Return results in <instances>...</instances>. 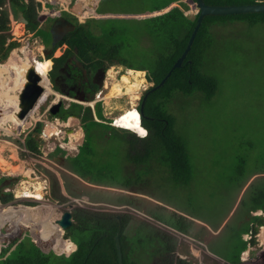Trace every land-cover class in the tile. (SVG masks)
<instances>
[{
    "label": "rangeland",
    "instance_id": "rangeland-1",
    "mask_svg": "<svg viewBox=\"0 0 264 264\" xmlns=\"http://www.w3.org/2000/svg\"><path fill=\"white\" fill-rule=\"evenodd\" d=\"M172 1L175 0H64L60 4L49 6L51 4L47 0H33L34 4L38 5V23L41 28H45L43 25L46 23L44 22L45 18L46 20L51 19L49 14L55 15L53 11L57 12L63 9L68 11L63 12L64 16L77 22V29L72 31L65 40L69 46H72L70 40L81 39V35L87 31L86 29H90L92 35L98 36L103 27L107 29L116 27L120 31L119 37L123 41L127 40V45H130L122 50L126 61L133 65L150 68L158 67L162 60H166L163 57L162 47L169 44L165 39L169 38V35L164 31L157 36L150 34L145 31L146 25L141 21L165 14L176 7H179L184 15L191 20H194L199 12L191 0H181L160 12L150 13ZM31 2L32 0H29V4ZM3 8L9 10L6 6ZM97 11L103 12L105 15H99ZM6 15L7 12H3V17H7ZM15 20L10 19V25L8 22V24L6 23L7 27L6 25L2 29L0 27V36L7 37L6 44L14 41L18 43L9 57L11 58L15 53L17 60L24 59L25 54L32 58L35 57L37 60L47 59H43L47 56L41 49V40L49 44L48 32L38 31L39 38L31 36L29 30L24 34L22 27ZM93 20L98 21L94 23ZM114 23L115 25H111ZM159 23L158 21L157 24ZM80 28L84 32L79 34L78 29ZM210 32L216 36V39H213L214 42L212 44L203 43L196 50L199 53L207 54L201 72L213 79L214 84L211 89L216 93L215 96L206 99L204 95L196 93V95H187V100H184L181 95H178L169 107L171 114L176 116L175 133H181L187 138L192 164L194 169L200 171V175L195 177V184L199 186L197 194H193L190 199L187 192H176L169 184L171 180L167 177V171L160 166L153 168L152 178L144 176L145 178L142 179L137 176L142 165L138 166L133 163L131 156L138 153L139 147L137 144L130 145L122 139V136H127L130 133L139 139L146 137L137 135L128 129L126 130L129 133L122 132L121 130L125 129L122 127L118 132H114L119 136L114 135L111 131H105L98 139L96 132L88 134L90 137L89 152L85 154L79 167L80 173L88 178L83 180L88 188H106V190L119 194L136 196L145 200L148 206L160 204L177 213H182L184 216H190L187 217L188 222L184 223L183 230L158 223L141 209L133 206L90 205L85 197L74 198L77 200L64 197L65 191L61 188L63 185L61 176L63 174L67 176L65 178L72 176V169H69L68 163L65 162L67 170L65 172L60 164L62 160L60 163L57 162L60 155L53 156L47 144L44 145L48 149L40 144V150L37 153L29 150L26 145L29 129L24 132V128L16 127L9 113L12 109L11 105L14 104V100L10 99L17 94L14 86L17 72L12 67L6 71L7 63L5 62L9 59L4 62L5 64H0V75H2L0 79V198L8 199L9 195H12V198L6 203L0 201V211L4 212L12 207H24L31 204V207H43V209L55 205V213H62L70 208H84L113 214H130L140 220L155 224L174 238L176 242L174 252L161 253L154 257H151L152 254L144 256L139 264H264V243L261 240L264 236V230H262L264 228V191L248 201L252 193L251 187H257L258 182L264 180V23L250 25L248 22L229 21L226 24L213 26ZM91 42H94L91 38L85 39V47ZM156 44L157 46H155ZM60 53L56 49L51 57L56 58V55L58 56ZM81 55L87 54L82 53ZM81 55H78L79 59L83 58ZM88 56L94 59L93 53L88 52ZM109 66L103 86L96 89V102L100 104L103 115V119H99L100 122L106 124H111L113 119L118 120L121 117L133 115L140 106L141 98L148 95V92L145 94V91L160 87H154V84L147 80L148 71L129 70L122 64ZM32 67L40 68L41 66L34 64ZM53 70L57 69H54L53 66L46 79L51 80V71ZM40 73L46 75L47 71ZM46 89H48L49 95L39 103L40 106L36 107L37 110L35 109L33 113L34 118H41L51 105L59 102H55L56 97L52 94L59 89L53 88L48 80ZM69 103L70 100L69 102L65 101L64 108L68 107ZM48 118L50 119L49 124H54L62 131L60 137L55 139V143L51 146L66 144L67 153L75 156L77 149L85 139L81 137L79 141H76L66 128H80L79 119L70 117L73 122L69 123L71 119L67 120L69 123L67 126L68 123L65 122V125L60 116ZM240 120H242L243 126H241ZM33 122L35 124L37 120H33ZM113 124L112 121L111 125L114 126L115 124ZM26 127L28 128V125ZM114 127L120 129L116 125ZM83 131L86 132L84 128ZM70 132H82V130ZM242 145L245 149H242ZM234 155L242 156L244 168L240 172L238 180L237 176L232 177L231 184L228 173L235 171L238 166V162L232 160ZM218 160L223 163H219ZM222 165L223 170L220 169ZM132 172L134 174L130 176L129 173ZM42 176L48 177L50 186L49 183L43 184ZM126 176L129 178L127 177L125 182L123 179ZM37 181L42 186L34 184ZM52 181L55 184L54 190ZM68 181L73 184L77 183L71 178H68ZM56 182H59L60 190L62 189L59 196L67 199V201L62 200L61 204L53 196L57 189ZM130 182L131 185L134 184V186L128 187L131 191L116 190L117 187H127ZM80 184L77 183L74 187L76 191L83 190L82 182ZM32 185H35V190L42 194V201H36V199L25 201L23 199L22 193H26V189L30 191L27 193H32L34 190ZM239 185L242 186L241 189ZM164 190L169 193L165 194ZM138 192L140 194H136ZM175 195L179 196L176 201H174ZM221 200L223 201L221 202ZM113 201L116 200L113 198ZM175 205H178L177 207L183 212L174 209ZM48 215H50L49 212ZM214 215L217 217L211 218ZM221 215L222 218L226 215L229 219L231 223L229 230L226 234H221L217 228L212 234V229L205 221L209 219L218 221V216ZM51 218L52 213L49 219ZM22 221L24 222V220ZM37 222H41L44 228L47 226L46 232L51 229L50 220H45V216H42ZM35 223L36 221L29 225L32 229L35 227L38 230ZM23 225L15 221L12 222L10 217L0 220V227H2L0 249L1 247L5 248L11 254L26 248V241L31 238L37 246L43 248L44 252L50 251L44 243L42 245L39 243V241H45L46 238L42 227L40 229L43 232H40L39 235L41 238L37 239L30 235L28 229H23V232ZM226 226L225 224V229ZM53 231L54 229L49 233L48 241ZM131 234L133 235L134 231ZM61 238H64L63 235L60 236ZM141 250L144 252V249L141 248ZM142 251H136L134 257H137V254L143 256L145 252ZM0 258H5V256Z\"/></svg>",
    "mask_w": 264,
    "mask_h": 264
},
{
    "label": "trees",
    "instance_id": "trees-1",
    "mask_svg": "<svg viewBox=\"0 0 264 264\" xmlns=\"http://www.w3.org/2000/svg\"><path fill=\"white\" fill-rule=\"evenodd\" d=\"M4 1L5 0H0V4ZM179 1L181 0L172 1L166 6L156 10L160 11L172 3H177ZM256 1L257 0H203L205 4L210 6L252 5L256 4ZM11 4L14 10L20 9L23 11L25 17L29 19L32 28L36 26L34 24L36 23L37 16L33 0L30 6L25 5L24 0H11ZM98 13L103 14V12ZM197 19L198 15L194 20H191L184 15L179 7H176L166 14L151 18L150 20L141 21L146 25V32L157 36L160 32L164 31L169 35V38H165L169 44L162 47L164 51L163 57L166 60H162L158 67L152 66V68L143 65H133L126 61L122 55V50L130 45H127V40L123 41V39L119 37L118 34L120 31L116 27H111L110 29L101 27V34L98 36L92 35L90 29H86L87 31L85 34L81 35V39L75 38L70 40L72 47L77 48L80 55L82 53L87 54L81 56L85 62L89 63L92 69L98 67L107 69V67H110L109 65L122 64L128 67V69L148 71L147 80L153 83L154 87L159 86L171 70L170 75L163 85L154 89L150 88L148 95H146V100L143 103L142 126L148 131V136L144 139H139L136 138L134 134H130L126 130H121L122 132L129 133L127 136L123 135L122 139L127 141L130 145L137 144L139 147L137 150L138 153L131 156V161L133 163H136L138 166L142 165L138 170L139 174L137 176L142 179L145 177L152 178L153 168L160 166L167 171V177L171 180L169 182L170 186L175 189L176 192H187L189 198L192 197L193 194H197L199 186L195 184V177L197 178V176L200 175V171L194 169L192 164V156L188 148L187 138L181 133H175L176 116L171 114L169 107L178 95H181L184 100H187V95H196V93L204 95L206 99H211L215 96L216 93L211 89L214 84L213 79L201 72L203 62L205 61V55L207 54L204 52L199 53L198 50H196L199 48V45L203 43L212 44L214 42L213 39H216V36L214 33L210 32V29L217 24H226L229 21L248 22L250 25L255 23L261 24L264 23V12L223 16L207 15L197 32L192 49L183 61L182 66L173 69L175 62L181 57L188 45ZM158 21L160 22L159 24H157ZM92 22L96 23L97 21L93 20ZM6 23V17H0L1 29L5 27ZM111 25H115V23ZM80 32L84 31L80 28L78 29V33L80 34ZM151 37L153 36L151 35ZM89 38L94 42H91L92 44L90 43L85 47L84 40ZM5 42L6 36H0V62L4 61L8 57L10 51L15 49L18 45L16 42H11L6 45ZM155 46H157V44ZM88 52L93 53L94 59L88 56ZM157 56L158 50L155 57L157 58ZM51 65L52 61L49 64L50 68H48V66V69L42 70L41 72H49ZM42 75L45 77L44 74ZM142 101L143 98L141 99L140 106ZM140 106L138 108L139 111L141 110ZM82 113V125L86 130V141L81 148L80 155L76 159L70 160L71 166H69V168L80 178L85 179L86 176L80 173L79 167L85 154L89 151L88 142L90 137L88 134L96 132V137L101 138V135H103L105 131H111L114 135H118V133H114L118 132V129L110 126L109 123L106 124L95 121L89 108L84 109L82 106L78 105H73L67 110L63 109L61 117L66 119L70 115L81 116ZM97 116L98 119H103L100 104H97ZM188 116L190 115L188 114ZM241 121L242 120H240V124ZM114 124L118 127L131 130L140 136H145L147 132L140 125L138 111L133 115L114 120ZM241 126L243 125L241 124ZM40 130L41 125H39L34 132L38 134ZM141 130L144 133L143 135L141 134ZM248 144L250 145L251 143L249 142ZM26 145L33 153L39 152V141L36 138L29 136L26 139ZM242 149H245L243 145ZM222 160H225V158H222ZM232 160L237 161L238 166L235 171L228 173L231 184L233 181L232 177L237 176L236 179L238 180V176L244 168V161L241 155H234ZM218 162L223 163L220 160H218ZM220 169L223 170V165L220 166ZM133 174V172L129 173L130 176ZM65 177H67L66 174H63L64 188L69 197L81 198L84 195H88L92 202H98L97 198H99L100 201L109 202V204L117 207L124 205L133 206L141 209L154 221L162 223L165 226H171L177 230H183L184 223L186 224L188 222L187 218L183 216L182 213H177L172 209L170 210L169 207L160 204L148 206L145 200L136 196L119 194L118 192L110 190H106L102 193V190L90 188L89 190L84 187L83 184L81 186L83 190L76 191L74 187L77 183L81 185L80 182L71 178L73 181L77 182L73 184V182L68 181L70 177ZM127 177L128 176L123 179L125 182ZM131 186H134V184L132 183L131 185L130 182L127 187H117L118 189L116 190L131 191L128 189V187ZM241 188L242 186H240V189ZM250 191L252 193L248 201L254 199L264 191V180H260L257 187L252 186ZM163 192L165 194L169 193L167 190ZM55 197L61 201H67L64 197ZM175 197L174 201H176L179 196L175 195ZM10 198H12V195H9L8 199L1 198V200L6 203ZM113 198L116 201H113ZM222 201L223 200H221V202ZM177 206L178 205H175L174 209H179ZM180 212L183 211L180 210ZM72 213L74 224L67 234L76 244L77 250L70 256H57L53 252L45 254L34 244L27 241L28 246L26 248L14 251L5 259H0V264H119L116 238L121 246L123 264H139L142 260L141 258H144V256L152 254L151 257H154L155 255L157 256L166 252L170 254L176 249V242L171 235L163 232L155 224L140 220L130 214H113L84 208H74ZM16 215L17 213L12 212L11 209L6 211V219L15 217ZM18 216L22 217L21 214H18ZM229 225H227L224 234L229 230ZM132 231H134L133 235L131 234ZM141 248L144 249L145 253ZM0 250V257L8 254L7 249L1 247ZM136 251H142L144 253L143 256L137 254V257H134Z\"/></svg>",
    "mask_w": 264,
    "mask_h": 264
},
{
    "label": "crops",
    "instance_id": "crops-1",
    "mask_svg": "<svg viewBox=\"0 0 264 264\" xmlns=\"http://www.w3.org/2000/svg\"><path fill=\"white\" fill-rule=\"evenodd\" d=\"M38 1H43V0H38ZM51 5H49V6H55V5H57V4H60L61 2H63L64 0H47ZM24 4L25 5H27V6H30V4H29V0H24ZM172 4H175V3H172ZM171 4V5H172ZM2 5H4L3 7H7L9 10L7 11V10H4V8L2 7ZM170 6V5H169ZM168 6V7H169ZM35 11H36V16H37V18H36V23L34 24V25H36L34 28H32L31 27V23H30V21H29V19L27 18V17H25V14L23 13V11L22 10H20V9H16V10H14L13 9V7H12V4H11V0H5L4 2H2L1 4H0V17H3V12H7V17H6V19H7V24H8V22H9V25H10V19H12V21H14L15 19H17L18 21H16L17 22V24H19V26H21L22 27V32L25 34V33H27L28 32V30L29 31H31V33H30V35L31 36H37V32L38 31H47L48 32V35L50 36V41H49V44H46V43H44L41 39V42H42V45H41V49L43 50V54L45 55V56H47V57H43V59L44 58H47L46 59V61H41V60H37V58H36V60L38 61V62H36L35 64L36 65H40L41 66V68H37V69H34L32 66H31V68H33L34 70H37L38 72L39 71H41V70H45V69H47V67L49 66V64L51 63V61L50 60H48V59H52V61L54 62V64H53V66H54V69L56 68H58V66L59 65H61V64H63L64 62H61V63H59V59H62L63 57L65 58L66 56H70L71 54H72V52L73 51H68V52H66L65 53V55L64 56H61V53L62 52H64V50L62 49L63 47H61V45L60 44H63V43H65V40L66 39H64V40H62L61 38V40L63 41H61L60 39H55V41H53V37H55V35H56V33H58V31L61 29V28H63L64 27V24H62L60 21H58V19H60V18H64V19H66V20H70V18H68V17H66V16H64L63 15V12L64 11H66V12H68L67 10H65V9H63V10H59V11H53L54 13H55V15H52V14H49L50 16L49 17H51V19L50 18H48L47 20H46V18H45V20H44V22H46V23H42L44 26H45V28L43 29V28H41V26L39 25V23H38V13H37V9H38V5L36 4L35 6ZM44 9H45V7H43ZM83 8H85V7H83ZM46 13H48V12H46ZM45 13V14H46ZM97 13H98V11H97ZM86 14V13H85ZM99 15H105V14H100V13H98ZM9 15H11L10 16V18H9ZM47 15V14H46ZM107 15H110V14H107ZM50 19V20H49ZM96 21H98V20H96ZM41 24V25H42ZM40 26V27H39ZM6 27H7V25H6ZM10 27V26H9ZM72 29V30H75L74 28V26H69V28L68 29ZM27 31V32H26ZM7 38V37H6ZM37 38H39L38 36H37ZM53 41V44H51V42ZM15 42V41H14ZM61 42V43H60ZM11 43V42H10ZM17 43V42H16ZM18 44V43H17ZM67 44V43H66ZM6 45H8V44H6ZM71 48L73 49L74 47H72L71 46ZM40 49V50H41ZM58 50V51H60L61 53H60V55H56V58L55 57H51V55H52V53L55 51V50ZM76 50L75 51H77L78 52V55H79V51H78V49L77 48H75ZM41 50V51H42ZM62 50V51H61ZM12 51H10V53H11ZM10 53H9V55H10ZM42 53V52H41ZM47 54V55H46ZM9 55H8V57L4 60V61H2V62H0V64H5V63H7L6 65H7V70L6 71H9V68H11L12 67V65H10L9 64ZM35 56V55H34ZM54 58H55V60H54ZM6 60H8V61H6ZM6 61V62H5ZM57 61V62H56ZM5 62V63H4ZM18 65V64H17ZM52 66V67H53ZM108 68H110V67H107V69H104L105 70V74H106V71L108 70ZM52 69V68H51ZM129 70H133V69H129ZM135 71H137V70H135ZM105 74H104V78H105ZM2 75H0V79L2 78L1 77ZM15 80H16V83L14 84V86L16 87V92H17V94H15L14 95V98H15V106H14V108L11 106V110L10 111H12V115L14 116V118H13V122H14V124L16 125V127H19V129H25L24 130V132L25 131H27L28 129V135L26 136V138H28L29 136H32V137H34V138H36L37 137V133H35L34 132V130L39 126V125H41L42 124V122L43 121H45V122H49V118L48 117H51V116H60V118H62L61 117V112H62V110L64 109V110H67L68 108H69V106L68 107H66V108H64V106H63V104L61 105V107L59 108V110H58V112L56 113V114H52L50 111L51 110H48V111H46V113L41 117V118H34V116H33V113H34V111H35V109H36V107L39 105V103L43 100V97L45 96V97H47V95H49V91H48V89H46V95L44 94L43 96H42V98L40 99L41 101H39V102H37L36 103V105H35V107H34V109L27 115V117L24 119V120H18L17 118H16V116H15V110H16V108H17V96L20 94V92H21V86H22V82H21V80L17 77V76H15ZM46 80V79H45ZM47 82V81H46ZM18 85V86H17ZM44 88H46L45 86H44ZM18 90V91H17ZM60 96H57V98H56V101L55 102H57L58 101V98H59ZM56 104V103H55ZM48 112H49V114H48ZM48 114V115H47ZM11 115V114H10ZM45 116H48V117H45ZM103 116V115H102ZM94 117H98L97 116V111L95 112V114H94ZM33 120H37V122H35V124H36V126H34L35 124H34V122H33ZM73 122V120L71 119V120H69V123H72ZM82 122V121H81ZM67 123H68V121H67ZM69 123H68V125L67 126H69ZM28 125V128L26 127ZM66 125V124H65ZM81 126L83 127V125H82V123H81ZM27 128V129H26ZM81 128V127H80ZM84 128V127H83ZM81 130H82V128H81ZM70 131H72V129H70ZM70 133H72V135L71 136H73L74 138H75V140L76 141H79L80 139H81V137H83V139L85 138V133L83 132V130H82V132H70ZM81 134H82V136H81ZM40 144L41 145H43L45 148H47L46 147V145H44V144H47V146L49 147V150H50V152H52L53 153V156H57V155H60L59 157H62V158H66V160L65 161H62L61 163L63 164V168H64V171L65 172H67V170H66V168H65V166H66V164H65V162L66 163H68V165L69 166H71V162H70V160H72V159H76L79 155H80V153L78 154V152H79V149H77V154L75 155V156H71L70 154H62V152L61 151H59V150H53V149H51V142H45V141H43V142H40L39 141V149H40ZM48 149V148H47ZM89 152V151H88ZM58 157V158H59ZM70 169V168H69ZM32 173H34L33 171H32ZM69 173V172H68ZM57 174H59V173H57ZM70 174V173H69ZM71 175L72 176H68V177H70V178H76V179H78L79 181H81L82 182V184H84V187H86V188H88V186H86V184H85V182L83 181V180H85V179H87V177H85V179H82V178H80L78 175H76L75 173H73V171H71ZM25 178H27V177H25ZM61 178H62V176H61ZM28 179V178H27ZM75 179V180H76ZM62 180H63V178H62ZM57 181V180H56ZM27 182V181H26ZM42 182H43V184L44 183H49V186L51 185L50 184V180L48 179V178H45V177H42ZM80 182V183H81ZM40 182L39 181H37V182H35L34 184H36L37 186L38 185H41V183L39 184ZM31 184V183H30ZM33 184V183H32ZM61 185V184H60ZM32 186H34V190L32 191L33 193H36L37 191L35 190V185H32ZM42 186V185H41ZM52 186H53V190H54V187H55V184L53 183V181H52ZM56 187H57V189H56V193H53V196H54V198L56 199V201L59 203V204H61V200H59L58 198H56L55 196H59V192H61V190H60V186H59V182H56ZM61 188H63V190L65 191V188H64V180H63V185H62V187ZM89 189V188H88ZM90 189H95V190H102V193L104 192V191H106V188L105 189H102V188H90ZM26 191L27 192H30L29 191V189H26ZM25 193V192H23L22 194H23V196L26 194H28V195H30L29 193ZM54 192V191H53ZM62 193V192H61ZM64 193V192H63ZM136 194H140V193H136ZM59 197H63V196H59ZM64 197H67V198H72V197H69L68 195H67V193H66V191H65V194H64ZM83 197H85V199L88 201V203L90 204V205H97V204H103V205H105V204H107V205H109V206H115V205H112V204H109V202H107V203H104L103 201H100V199L99 198H97L98 200V202H92L91 200H90V197L88 196V195H84ZM82 197V198H83ZM73 200H77V199H74L73 198ZM0 201H1V198H0ZM37 201V200H36ZM52 204V203H51ZM62 204H65V203H62ZM20 207H22V206H20ZM54 207H56L55 205H50V207H46L45 209H42L43 207H40L42 210H41V214H42V216H45V220H49V216H48V212L51 214L52 213V218H51V220L52 221H50V227H56L57 229H58V234L56 235V237H54L53 238V240H51V241H48V238H49V233L51 232V230H52V228L50 229V230H47V232H46V229L43 227V225H42V223L40 222H37L36 221V226L38 227V230H36V229H32L31 228V226L29 225L31 222H29V221H27V220H25V219H22V218H24V217H19L18 216V214L15 216V217H10V220L12 221V222H16V223H18V224H25V225H23V228H22V231H23V229H28L29 230V232H30V235H32V236H34V237H36L37 239H40L41 237L39 236L40 235V232H43L40 228L42 227L43 229H44V232H45V235L44 236H46V238H45V241L44 240H42V242L41 241H39V243H41L40 245H42V243H44L46 246H48V249H50V251H55L54 250V245L56 244V242H57V239H60V236H62L63 235V239L61 238V240L62 241H68V242H70L71 244H73V246L75 247V249H73V251L72 252H70V253H66V252H64V251H62L61 253H56V251L55 252H53L55 255H57V256H62V255H64V256H70L72 253H74V251L75 250H77V246H76V244L71 240V238L70 237H68V231L71 229H69V230H67V231H64L56 222L59 220V219H61L62 218V216H63V214L64 213H66V212H70L71 214H72V226H73V224H74V219H73V213H72V210L74 209V208H70L69 210H64V211H62V213L60 212V213H55L54 211H55V208ZM62 207V206H61ZM13 208H16V207H12V209ZM23 208H34V207H29V206H24ZM36 208V207H35ZM48 208H50V209H48ZM10 209V208H9ZM17 217V218H16ZM212 217H217V216H211V218ZM219 217V219H218V221H214V220H212V219H209L208 221H205V222H207V224H209V227L212 229V231H213V233L212 234H214L215 233V231H216V229L218 228L219 230H220V232H221V234H224L225 233V224L226 225H229L230 224V222H229V219H227V217L225 216L224 218H222V215L221 216H218ZM22 220H24V222H28L27 224L26 223H24ZM153 220V219H152ZM33 222H35V221H33ZM71 226V227H72ZM36 227V228H37ZM227 227V226H226ZM35 228V227H34ZM24 232V231H23ZM27 241H29V242H31L32 244H34L36 247H38L43 253H45V254H48V253H50V251H48V252H44V250H43V248H40L39 246H37V244L36 243H34L32 240H31V238H28L27 239ZM26 241V242H27ZM44 241V242H43ZM28 242V243H29ZM49 242H50V244H49ZM28 246V245H27ZM9 255V252H8V254L7 255H5V258L7 257ZM5 258H2V259H5Z\"/></svg>",
    "mask_w": 264,
    "mask_h": 264
},
{
    "label": "water",
    "instance_id": "water-1",
    "mask_svg": "<svg viewBox=\"0 0 264 264\" xmlns=\"http://www.w3.org/2000/svg\"><path fill=\"white\" fill-rule=\"evenodd\" d=\"M195 3L199 9V17L197 20V24L191 34L187 48L185 49L182 56L175 62L173 69L182 66L183 61L186 59L189 51L191 50L192 44L203 22V19L207 15L223 16V15H236V14H243V13L264 12V2H261V1H258L257 4L237 5V6H210V5L205 4L203 0H195ZM169 75L170 73L165 77V79L160 83L159 86L165 83ZM41 82H42V77L35 70L31 68L26 70L23 76V79H22L21 92L17 96V108L15 110V116L18 120H24L27 117V115L34 109L36 103L42 98L43 94L45 93V88L42 86ZM144 100H143V103H144ZM143 103L141 106V112L143 109ZM60 106L61 104H57L53 106L50 112L52 114H56ZM56 223L64 231L69 230L73 223L72 214L70 212L64 213L62 218L59 219ZM116 241H117L119 264H123L121 246L117 238H116Z\"/></svg>",
    "mask_w": 264,
    "mask_h": 264
},
{
    "label": "flooded vegetation",
    "instance_id": "flooded-vegetation-1",
    "mask_svg": "<svg viewBox=\"0 0 264 264\" xmlns=\"http://www.w3.org/2000/svg\"><path fill=\"white\" fill-rule=\"evenodd\" d=\"M58 21L64 24V27L56 33L53 41L60 38L62 40L66 39L74 31L71 28L68 29L69 26L74 25V29L76 30L78 25L77 22L64 18H60ZM60 45L64 50L61 56H64L68 51L73 52L70 56L59 59V63H64L59 65L56 71H51L53 87L58 88L62 93L74 100L88 101L93 98L96 99V89L103 86L105 70L100 67L92 69L89 63L85 62L82 58L79 59L78 52L75 51L76 49L73 50L66 43Z\"/></svg>",
    "mask_w": 264,
    "mask_h": 264
},
{
    "label": "clouds",
    "instance_id": "clouds-1",
    "mask_svg": "<svg viewBox=\"0 0 264 264\" xmlns=\"http://www.w3.org/2000/svg\"><path fill=\"white\" fill-rule=\"evenodd\" d=\"M180 2V1H179ZM192 3H193V5H195L196 7H197V5H196V3H195V0H193V1H191ZM257 2H258V0L256 1V4H257ZM261 2H264V1H262L261 0ZM166 8H168V7H166ZM166 8H164V9H166ZM198 8V7H197ZM163 10V9H162ZM161 11V10H160ZM160 11H154V12H160ZM171 11V10H170ZM198 11H199V9H198ZM154 12H150L151 14L152 13H154ZM168 13V12H167ZM166 14V13H165ZM161 15H163V14H161ZM161 15H159V16H161ZM198 17H199V12H198ZM186 16V15H185ZM155 17H158V16H154L153 18H155ZM198 20V19H197ZM204 20V19H203ZM197 24V23H196ZM202 25V24H201ZM201 27V26H200ZM191 37V36H190ZM190 39V38H189ZM195 41V40H194ZM194 43V42H193ZM193 45V44H192ZM186 48H187V46H186ZM185 48V49H186ZM191 49H192V47H191ZM185 51V50H184ZM184 51H183V53H184ZM191 51V50H190ZM189 51V52H190ZM182 53V54H183ZM189 54V53H188ZM182 56V55H181ZM47 80L52 84V79L51 80H49L48 78H47ZM53 86V85H52ZM54 88V87H53ZM56 88V87H55ZM58 89V88H57ZM45 90H46V88H45ZM148 92V90H146L145 91V94ZM46 93V92H45ZM44 93V94H45ZM43 94V95H44ZM56 98H57V96H60L59 98H58V101L59 102H57L56 104H53V105H51V107H50V109L49 110H51V108L53 107V106H55V105H57V104H64V102L65 101H68L69 102V100H70V103H69V108L70 107H72L73 105H78V106H82L84 109L85 108H89L90 110H91V114H92V117H93V119L95 120V121H97V122H100L101 120H99L98 119V117H94V114H95V112L97 111L96 110V108H97V98L96 99H91V100H88V101H79V100H74V99H72L71 97H69V96H67V95H65L64 93H62L60 90H57L56 92H54V93H52ZM144 94V95H145ZM143 95V96H144ZM143 98V100H144V98H145V100H146V96H144V97H142ZM141 98V99H142ZM61 99V100H60ZM145 100H144V102H145ZM40 101V100H39ZM38 101V102H39ZM140 102H141V100H140ZM142 103H143V101H142ZM87 105V106H86ZM141 106H142V104H141ZM140 106V107H141ZM61 107V106H60ZM68 108V109H69ZM139 108V107H138ZM84 111V110H83ZM137 111H138V113H139V118H140V125L142 126V112H141V110L139 111V109H137ZM82 116H83V113L81 114V116H78V115H70L69 117H67L66 119H63V118H61L62 120H64L63 122L65 123V122H67V120H69V119H71L70 117H73V118H78L79 119V122H80V127L82 128V130H83V127L81 126V121H82ZM113 121V123H114V119L112 120ZM112 121L110 122L111 124H112ZM110 124V125H111ZM114 125V124H113ZM112 126V125H111ZM115 126V125H114ZM114 126H112V127H114ZM118 127V126H117ZM143 127V126H142ZM81 128H71L72 129V131H78L79 129H81ZM115 128V127H114ZM120 129H118V130H121V127H119ZM144 128V127H143ZM67 130H68V133H70V128L69 127H67L66 128ZM116 129V128H115ZM145 129V128H144ZM122 130H126V129H122ZM146 130V129H145ZM126 131H128V130H126ZM147 131V130H146ZM84 132V131H83ZM43 133H46V135H44ZM62 134V131L61 130H59L57 127H55L54 126V124H49V122H45V121H43L42 122V124H41V130H40V132L37 134V137H36V139L38 140V141H40V142H43V141H47V142H51V145L52 144H54L55 142H54V140L55 139H57L58 137H60V135ZM102 136V135H101ZM148 136V131L146 132V135L145 136H142V137H147ZM97 139L98 138H100V137H96ZM85 141H86V133H85ZM85 141L83 142V144L79 147V152H78V154L80 153V151H81V148L83 147V145H84V143H85ZM51 149H53V150H59V151H61L62 152V154L63 153H65V154H68L67 152H68V147L66 146V144L64 145V144H59V145H54V146H51ZM67 149V150H66ZM40 150V149H39ZM65 161L66 160V158H62V157H59L58 159H57V162H59L60 163V161ZM61 164V166H63V164L62 163H60ZM64 167V166H63ZM43 177V176H42ZM45 178H48V177H46V176H44ZM26 195V194H25ZM23 196V199H25V201H28V200H30V199H34V198H28V197H26V196ZM27 206H29V207H31L29 204L27 205ZM183 216H184V214H182ZM186 218L187 217H190V216H185ZM192 218V217H191ZM193 219V218H192ZM188 220V219H187ZM117 242V241H116ZM76 251V250H75ZM74 251V252H75ZM122 251V250H121ZM118 252V251H117ZM0 259H2V258H0ZM118 260H119V258H118ZM122 262H123V254H122Z\"/></svg>",
    "mask_w": 264,
    "mask_h": 264
},
{
    "label": "bare ground",
    "instance_id": "bare-ground-1",
    "mask_svg": "<svg viewBox=\"0 0 264 264\" xmlns=\"http://www.w3.org/2000/svg\"><path fill=\"white\" fill-rule=\"evenodd\" d=\"M154 13H156V12H154ZM15 53L11 56V58H9V64L10 65H12V69L14 68L15 69V71L17 72L16 73V76L21 80V82H22V79H23V76H24V74H25V72H26V70L27 69H29V68H31V66H33L36 62H38L36 59H35V57H29V56H27L26 54H25V58L24 59H20V60H17L16 58H15ZM26 57H27V59H26ZM29 57V58H28ZM49 60V59H48ZM42 61V60H41ZM44 61H46V59L44 60ZM50 61H52V59H50ZM52 63H53V61H52ZM18 64V65H17ZM53 66V65H52ZM52 66H51V68H52ZM10 69V68H9ZM32 69V68H31ZM34 70V69H33ZM51 70V69H50ZM41 77H42V82H41V84H42V86L44 87H46V81H47V79H46V77H47V74H48V72H47V74L45 75V77L40 73L41 71H37V70H35ZM145 78V77H144ZM46 79V80H45ZM111 94V93H110ZM134 95V94H133ZM48 96V95H47ZM43 99L45 100L46 99V97H43ZM1 100V99H0ZM7 100V99H6ZM11 101L12 100H14V104H12L11 106L14 108V106H15V98H11L10 99ZM41 101V100H40ZM40 106V105H39ZM37 110V109H36ZM9 113L11 114V118H14V116L12 115L13 113H12V111H9ZM65 124V123H64ZM25 130V129H24ZM14 131V130H13ZM10 132V131H9ZM13 133V132H12ZM1 158V157H0ZM3 164V163H2ZM4 164H5V162H4ZM1 171V170H0ZM37 191V190H36ZM30 195H25L26 197H30V198H34V199H36V200H38V201H42V194L41 193H39V192H36V193H29ZM44 201V200H43ZM41 204V203H40ZM11 209V211L12 212H14V213H17V214H21L22 215V217H24L23 219H25V220H27V221H29V222H33V221H39L40 220V218L42 217L41 215V210L43 209H40V207H34V208H23V207H16V208H10ZM49 209V208H48ZM51 215V214H50ZM49 216V215H48ZM50 217V216H49ZM6 219V211H0V220H3V219ZM50 221H52L51 219H49ZM26 221V223H28ZM46 225V224H45ZM50 226V225H49ZM37 227V226H36ZM47 226H45V228H46ZM53 227V226H52ZM52 227H50V228H52ZM35 229V228H34ZM52 229H54V231H53V233H52V236H51V238H50V240L49 241H51V240H53V238L54 237H56V235L59 233L58 232V229L56 228V227H53ZM262 230H264V228H262ZM0 231H2V227H0ZM58 232V233H57ZM0 234H1V232H0ZM261 236V235H260ZM264 236H263V238L261 239L262 240V242L264 243ZM54 250L57 252V253H59V252H62V251H64V252H66V253H70V252H72L73 251V249H75V247L73 246V244H71L70 242H66V241H62L61 239H57V242H56V244L54 245Z\"/></svg>",
    "mask_w": 264,
    "mask_h": 264
},
{
    "label": "snow or ice",
    "instance_id": "snow-or-ice-1",
    "mask_svg": "<svg viewBox=\"0 0 264 264\" xmlns=\"http://www.w3.org/2000/svg\"><path fill=\"white\" fill-rule=\"evenodd\" d=\"M141 134H142V135L144 134L142 130H141Z\"/></svg>",
    "mask_w": 264,
    "mask_h": 264
},
{
    "label": "built area",
    "instance_id": "built-area-1",
    "mask_svg": "<svg viewBox=\"0 0 264 264\" xmlns=\"http://www.w3.org/2000/svg\"><path fill=\"white\" fill-rule=\"evenodd\" d=\"M44 135H46V133H43Z\"/></svg>",
    "mask_w": 264,
    "mask_h": 264
}]
</instances>
